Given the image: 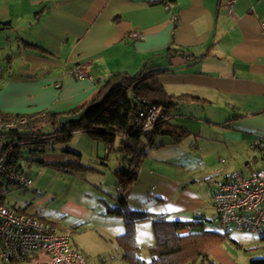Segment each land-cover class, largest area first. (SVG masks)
<instances>
[{
	"label": "crops",
	"instance_id": "obj_1",
	"mask_svg": "<svg viewBox=\"0 0 264 264\" xmlns=\"http://www.w3.org/2000/svg\"><path fill=\"white\" fill-rule=\"evenodd\" d=\"M155 1L0 0V114H67L87 105L115 73L170 68L171 73L159 77L170 94L205 101H179L176 109L202 110L214 130L198 134L182 126L193 133L194 142H188L192 136L179 145L145 146L148 158L137 182L127 192L118 189L131 209L169 221H196L194 231H213L219 185L234 170H246L248 163L263 166L260 150L252 145L264 136V0H235L234 15L228 13V0ZM22 26L28 35L34 31L32 38L16 37L12 43L3 36L7 30L17 34ZM24 42L47 53L26 48ZM83 62H89L94 81L72 74ZM180 116L172 113L171 122L181 126ZM44 156V163L74 172L64 166L70 163L65 155ZM214 177L223 180L204 183ZM93 222L115 248L111 264H127L118 242L125 224L114 231ZM135 233L140 257L149 262L156 242L152 221L137 223ZM262 246L240 244L230 233L210 257L218 264H250L264 257Z\"/></svg>",
	"mask_w": 264,
	"mask_h": 264
},
{
	"label": "trees",
	"instance_id": "obj_2",
	"mask_svg": "<svg viewBox=\"0 0 264 264\" xmlns=\"http://www.w3.org/2000/svg\"><path fill=\"white\" fill-rule=\"evenodd\" d=\"M153 3L172 5L173 1L159 0ZM23 46L47 53L39 45L24 42ZM180 52L183 51H175ZM171 72L170 68L144 67L135 75L115 73L102 83L99 92L87 105L67 114L53 111L31 115L0 114V117L8 119L24 117L28 120L27 125L10 134L12 141L23 143L13 148L11 154L16 160H12L11 164L19 165L26 156L24 149L32 152L37 149H30L32 146L44 148L46 144L70 142L75 133L83 132L103 145L107 153L115 151L119 146L116 151L129 161V167L116 171V186L127 192L137 182L140 169L148 158L149 152L145 146L158 149L166 145H179L193 136L189 129L171 122L172 112L179 101H205L187 95L170 94L160 83L159 77ZM92 104L96 105L81 122L61 126L60 130H53L52 133L43 132L46 125H52L55 129L61 116L76 114ZM156 105H162L167 112L151 129L144 130V120L139 116V109L148 110ZM159 137H168V143H159ZM143 139H146L145 144ZM64 166L76 172L91 169L72 162ZM108 213L124 221L126 231L118 237V242L124 249V260L127 264H218L211 259L210 253L230 237V234L215 230L194 231L199 225L196 221H169L165 216H154L146 211L131 209L124 195L117 198L116 207H108ZM146 221H152L156 239L155 245L149 251V262L140 257L135 233L136 224ZM186 229L190 232L181 234ZM261 243V249L264 250V231ZM250 264H264V257L253 259Z\"/></svg>",
	"mask_w": 264,
	"mask_h": 264
},
{
	"label": "rangeland",
	"instance_id": "obj_3",
	"mask_svg": "<svg viewBox=\"0 0 264 264\" xmlns=\"http://www.w3.org/2000/svg\"><path fill=\"white\" fill-rule=\"evenodd\" d=\"M21 28V32L18 29L17 34L7 30L3 36L12 43L16 37L26 40L25 38L33 36L34 31H28L32 32L28 35L27 27ZM172 113L182 116L180 117L183 119H179L178 124L198 134H208L214 130L206 124L202 110L181 106ZM53 130L52 125L43 128L44 133H52ZM195 139L193 136L188 142H194ZM163 140L168 141V137L158 138L159 143ZM35 148L37 149L34 150ZM118 148L119 146L116 150ZM30 149L34 151L23 150L26 156L20 161V166L33 178L34 185L30 188L8 185L3 191L6 204L30 214L44 216L57 224L61 231L70 235L72 245L79 248L90 264H102L104 260L111 264V257L116 254L115 248L102 237L104 233L97 229L93 221L108 225L114 231L122 228L123 219L110 215L108 207L117 206L121 191L116 186L115 173L119 169L128 168L129 161L116 150L107 153L103 145L83 132L75 133L70 142L46 144L44 148L32 146ZM52 152L65 155L67 162L91 169L68 173L61 166L43 163L44 154ZM216 164L219 165V162L216 161ZM222 180L214 177L204 183L209 186L210 183ZM262 233L231 232L237 242L250 246L261 244Z\"/></svg>",
	"mask_w": 264,
	"mask_h": 264
},
{
	"label": "built area",
	"instance_id": "obj_4",
	"mask_svg": "<svg viewBox=\"0 0 264 264\" xmlns=\"http://www.w3.org/2000/svg\"><path fill=\"white\" fill-rule=\"evenodd\" d=\"M236 1L226 3L228 13L234 15ZM264 31V19L261 21ZM78 79L94 81L89 62L76 64L71 70ZM167 112L162 105L148 110L139 109L144 130L151 129ZM28 120L0 117V264H90L71 243V237L50 220L30 214L5 202L4 190L14 184L22 188L34 185L33 178L11 154L14 147L23 144L12 141L10 134L18 131ZM57 126L54 130H60ZM262 155V167L248 163L246 170H234L214 193L216 216L214 230L230 234L233 231L261 233L264 228V136L257 145Z\"/></svg>",
	"mask_w": 264,
	"mask_h": 264
},
{
	"label": "water",
	"instance_id": "obj_5",
	"mask_svg": "<svg viewBox=\"0 0 264 264\" xmlns=\"http://www.w3.org/2000/svg\"><path fill=\"white\" fill-rule=\"evenodd\" d=\"M95 105L96 104L89 105L76 114L61 116L58 120V125L67 126L81 122Z\"/></svg>",
	"mask_w": 264,
	"mask_h": 264
}]
</instances>
